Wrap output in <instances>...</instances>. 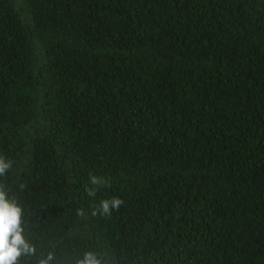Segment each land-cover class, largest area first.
Here are the masks:
<instances>
[{"label": "trees", "instance_id": "16d2710c", "mask_svg": "<svg viewBox=\"0 0 264 264\" xmlns=\"http://www.w3.org/2000/svg\"><path fill=\"white\" fill-rule=\"evenodd\" d=\"M0 157L20 264H264V0H0Z\"/></svg>", "mask_w": 264, "mask_h": 264}, {"label": "clouds", "instance_id": "9594fccd", "mask_svg": "<svg viewBox=\"0 0 264 264\" xmlns=\"http://www.w3.org/2000/svg\"><path fill=\"white\" fill-rule=\"evenodd\" d=\"M12 166L11 161L0 157V177H4ZM89 180L91 187L86 188V192L88 196L95 197L98 187L104 185L106 181L92 174ZM24 187L23 184L20 185L21 189ZM123 203L118 197L104 199L91 215L111 216L112 211H119ZM76 214L81 217L85 215L83 209H78ZM23 216L22 207L17 200L10 197L4 186L0 184V264H20L22 257L36 256V248L24 236ZM55 259V255L50 252L47 257L38 259L36 264H54ZM76 264H106V261L97 253L87 252L82 259L76 261Z\"/></svg>", "mask_w": 264, "mask_h": 264}]
</instances>
